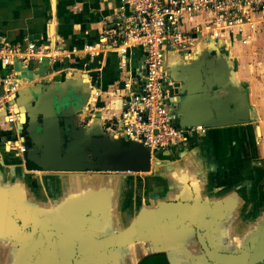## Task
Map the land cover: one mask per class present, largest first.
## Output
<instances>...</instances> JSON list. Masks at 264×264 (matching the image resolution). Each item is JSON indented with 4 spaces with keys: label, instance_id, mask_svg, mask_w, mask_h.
<instances>
[{
    "label": "crops",
    "instance_id": "crops-1",
    "mask_svg": "<svg viewBox=\"0 0 264 264\" xmlns=\"http://www.w3.org/2000/svg\"><path fill=\"white\" fill-rule=\"evenodd\" d=\"M124 5L125 0H0V34L9 43L23 47L36 42L47 47L55 44L67 50L81 48L97 44L110 30L122 34L128 13L116 16L115 11ZM249 15L256 25L248 44H242V35L223 30L217 40H207L187 51L172 49L165 64L167 70L171 69L181 80V112L185 125L234 117L232 105L214 109V102L223 97L216 99L201 92L205 84L200 68L206 53L225 61L226 66L217 61L211 72L217 80L227 83L228 93H234V98L237 96L242 116L249 122L189 134L187 142L172 147L159 156L161 159H156L145 181L132 175L42 172L22 163L23 155L10 146L13 141L23 140L22 116L28 121L31 116L30 120L34 121L40 120L38 116L42 113L64 119L60 122L61 128L64 121L76 122L78 128L90 130L88 135L103 130L116 139L108 128L124 108L127 100L124 82L143 59L140 49L130 53L125 71L119 68L113 49L94 59L74 55L55 63L47 58L42 63L0 65V81L9 77L19 85L8 100L10 108L0 112V231L14 237L11 243L14 255L21 253L17 249L19 242L29 245L34 240L29 229L38 227L39 217L52 223L66 214L79 221L82 213L92 212L112 219V227H118L136 214L142 204L171 197H222L245 189L249 201L242 209L243 216H233L228 228L232 231L241 223L239 218L247 219L251 207L264 203V18L252 11ZM206 18L204 15L188 17L181 22V27L191 31L197 26L205 28ZM44 85L49 97L39 95ZM73 90L85 92L86 107L90 106V110L82 105L73 113L66 109L64 115L62 104L56 105L55 97H72ZM3 92L0 82V97ZM34 93L37 95L32 97ZM33 100L37 102V109L31 107ZM74 104L75 101H69L68 106L65 105L74 108ZM11 116L17 118L14 123L8 122ZM20 214L24 221L21 225L17 218ZM18 225L20 229L25 228L23 232ZM178 240L182 242L184 238ZM183 247L176 252L184 253ZM59 253V246L49 252Z\"/></svg>",
    "mask_w": 264,
    "mask_h": 264
},
{
    "label": "water",
    "instance_id": "water-1",
    "mask_svg": "<svg viewBox=\"0 0 264 264\" xmlns=\"http://www.w3.org/2000/svg\"><path fill=\"white\" fill-rule=\"evenodd\" d=\"M55 48V44L49 46L51 51ZM204 56L205 59L200 71L202 72L205 87L202 88L201 92L210 97H216V99L223 97L222 100L214 102V109L218 110L219 107L222 110V108L232 105L231 111L234 117L226 121L213 123L197 122L185 125L181 116L179 119L180 127L183 129L191 127L208 129L231 127L249 122L242 116L240 111L242 107L241 103L236 99L237 96L234 98V93H228L227 83L224 80H217L215 74L211 72L217 61L226 66L225 61L218 59L216 55L211 53H206ZM45 89L46 86L44 85L40 94L38 93L41 95L40 97L43 95L50 96ZM177 94H179V91ZM35 95L37 94L34 93L32 97H35ZM71 96L59 95L55 97L57 98L56 105L62 104L60 106L64 111L63 113H65L64 115H66V109L73 113L76 110L75 108L82 105L86 107L88 102L85 92L75 93L73 90V92L71 91ZM68 98L69 101H75L74 108L72 105L67 107L69 101L66 100ZM36 105V100H33L31 107L35 108ZM86 108V110H90V106ZM30 117L29 121L26 120L25 116L21 118V130L24 135L21 143L26 148V152L23 154L24 160L21 159V162H25L33 169L42 172L102 173L118 174L122 177L131 173L148 172L153 168L154 160L160 158V155H152L151 151L141 144L126 145L123 140L114 139L103 130L88 135L90 130L78 128L79 123L76 122L64 121V126L61 128L60 122L64 119L61 121L59 117L53 118L52 116H45L43 113L38 116L41 118L40 120L36 118L33 121L30 120ZM13 143L16 144L17 141H13ZM6 172L10 173L9 170H6ZM237 190H234L228 196L222 197L213 195L198 197L197 199L192 197H171L157 203L142 204L136 214L125 219L124 223H120L118 227H112L114 224L111 222L112 219H107V217L103 216L101 217V220H105V236L103 237L96 235V228L91 233L89 228L85 227L86 223L84 222H87L85 217L79 218V221H74L71 216L63 214L52 223L49 221L45 222L43 218L39 217L37 219L38 227L29 229L30 235L34 240L28 247H26L25 243L22 246V241L19 242V252L30 255L49 254L50 251L57 248L54 245H60V253L73 254L76 252L78 255H131L139 253L141 257L140 251L136 250L137 243H141V246L137 248H141L142 256L146 253L155 252L160 245L156 239V241L153 239V234L161 228L167 230L168 224H174L178 227H188L192 231L190 230V233H181L178 230L171 234L173 238L182 237L186 239L188 237L193 238L196 235L199 239V244H201L209 258L210 264H233L232 254L220 251L218 247L210 245L208 241L218 238L217 232L219 230H222V239L232 237L229 230L231 220L233 216L239 217L240 211L246 205L245 200L238 194ZM35 216L36 214L32 217ZM22 217L23 215L20 214L17 218L24 222ZM109 219L110 223L107 221ZM101 220L99 219V221ZM240 221L241 223L244 222L239 218ZM78 222H83L82 228L78 226ZM183 248L184 253L195 252L193 251L194 248ZM241 254L252 255L249 259L250 264H264V228L254 235L251 248L243 250ZM243 260L247 259L244 258Z\"/></svg>",
    "mask_w": 264,
    "mask_h": 264
},
{
    "label": "built area",
    "instance_id": "built-area-1",
    "mask_svg": "<svg viewBox=\"0 0 264 264\" xmlns=\"http://www.w3.org/2000/svg\"><path fill=\"white\" fill-rule=\"evenodd\" d=\"M251 11L264 18V0H125V5L115 11L116 16L128 13L122 34L110 30L97 44H86L72 50L56 47L52 51L36 42H29L25 47L13 45L0 34V65L42 63L47 58L55 63L74 55L94 59L100 53L113 49L119 68L125 71L130 53L140 49L143 59L124 82L127 91L124 108L117 119L111 120L108 130L124 143L141 144L152 155L164 154L187 142L189 134L204 132L202 127L183 129L179 126L168 89L170 82L165 65L168 53L174 48L187 51L207 40H217L223 30L242 35V44H248L252 39L251 30L256 25L249 15ZM201 15L207 17L205 28L197 26L194 31L183 30V20ZM119 36L120 41H117ZM0 82L4 87L0 97L2 112L10 108L8 100L15 95L19 85L9 77ZM16 119V116H11L8 122L14 123ZM10 146L21 155L26 152L21 142H12Z\"/></svg>",
    "mask_w": 264,
    "mask_h": 264
},
{
    "label": "flooded vegetation",
    "instance_id": "flooded-vegetation-1",
    "mask_svg": "<svg viewBox=\"0 0 264 264\" xmlns=\"http://www.w3.org/2000/svg\"><path fill=\"white\" fill-rule=\"evenodd\" d=\"M188 58L189 57H187V59ZM167 75L170 82L168 89L173 97L174 112L177 119H180L182 116L180 107L182 87L181 80L177 78L178 76H176L171 69L170 71L167 70ZM178 91L179 94H177ZM237 192L245 200V202L249 201V197L245 189L237 190ZM240 214L243 216L242 211H240ZM248 215L247 219H245V217L241 218L244 221L243 223L236 224L235 228H233L234 226L232 227V231L230 230L232 237L222 239V230H219L217 232L219 237L208 241L210 245L218 247L220 251L232 254L233 264H250L249 259L252 255L248 256L247 254L243 255L241 253L243 250L251 248L254 235L258 234L259 231L264 228V203L251 207L248 211ZM81 217L86 218L87 222H84L86 223L85 227L89 228L91 233L96 228L97 231L95 233L97 236H105V220H101V214L87 212V214L82 213ZM99 219L101 221H99ZM18 224L21 225L23 223L20 221ZM78 224V226L82 228L83 222H78ZM19 225L17 226L18 229L23 232L25 228L22 226L20 229ZM167 227V230L161 228L153 234V239H156L160 245L156 248L155 252L146 253L142 256L141 248H137L138 246H141V243H137L138 246L136 247V250L140 251V255L142 257L136 256V258H134L135 254L78 255L76 252L73 254L59 253L39 255H30L28 253H26V255L24 253H20L16 256L13 254V246H11V243L14 241V237L9 233L0 231V264H210L209 258L205 254L201 244H199V239L196 235H194L195 237L193 236V238L188 237L182 242H180L178 238H173L171 235L173 232H177L178 230H180L181 233H190L189 231H192V229L184 226L178 227L174 224H168ZM22 242L24 243V241ZM23 243H21L22 246L24 245ZM56 246H59L60 248V245ZM182 246L188 247L189 249L194 248L193 251L195 252H176V250ZM26 247H28V244ZM17 249L20 251L19 243ZM61 249L63 248L61 247ZM238 258H240V260H238ZM244 258L247 260H243ZM14 260L17 262H14Z\"/></svg>",
    "mask_w": 264,
    "mask_h": 264
},
{
    "label": "rangeland",
    "instance_id": "rangeland-1",
    "mask_svg": "<svg viewBox=\"0 0 264 264\" xmlns=\"http://www.w3.org/2000/svg\"><path fill=\"white\" fill-rule=\"evenodd\" d=\"M120 115V114H119ZM128 145H130L129 143H127ZM155 155H161V153H155ZM155 161L156 160H154V162L153 163H155ZM153 167H154V164H153ZM148 173H151V170L150 171H148V172H144V173H131V174H128V175H132V176H134L135 177V179H136V177L138 176V177H140V179H143V181H145L146 180V175L148 174ZM94 174H97V173H88V175H94Z\"/></svg>",
    "mask_w": 264,
    "mask_h": 264
}]
</instances>
